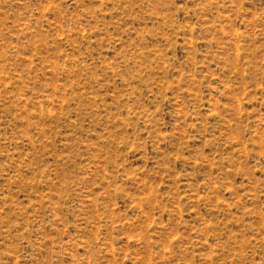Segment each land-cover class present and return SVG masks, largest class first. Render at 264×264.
Listing matches in <instances>:
<instances>
[{"label": "rangeland", "instance_id": "rangeland-1", "mask_svg": "<svg viewBox=\"0 0 264 264\" xmlns=\"http://www.w3.org/2000/svg\"><path fill=\"white\" fill-rule=\"evenodd\" d=\"M0 264H264V0H0Z\"/></svg>", "mask_w": 264, "mask_h": 264}]
</instances>
